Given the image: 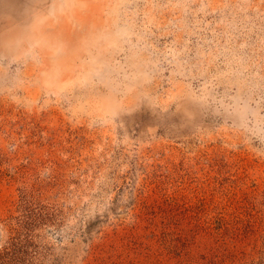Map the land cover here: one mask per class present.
<instances>
[{"label": "rangeland", "instance_id": "rangeland-1", "mask_svg": "<svg viewBox=\"0 0 264 264\" xmlns=\"http://www.w3.org/2000/svg\"><path fill=\"white\" fill-rule=\"evenodd\" d=\"M79 1L52 23L67 59L105 15ZM53 2L0 0V264H264V0H123L113 112L102 74L43 78L92 44L73 70L30 47Z\"/></svg>", "mask_w": 264, "mask_h": 264}, {"label": "bare ground", "instance_id": "bare-ground-1", "mask_svg": "<svg viewBox=\"0 0 264 264\" xmlns=\"http://www.w3.org/2000/svg\"><path fill=\"white\" fill-rule=\"evenodd\" d=\"M112 1H114V2H112ZM122 1L121 0H110L108 2L106 0L105 4L103 5L105 8L104 9L105 15H104V17L100 18V21H99L100 24L96 25L94 21H93V23L89 24L90 23L89 20L86 21L87 23L85 22V25L83 24L85 26V28L89 29V33L84 35L82 38L80 37L81 41H86V42L92 43V44H87L85 47H83V49L87 50L86 52L89 53L86 58H84L83 55L82 54L80 55V52H78V50L82 49L81 41H76V43H75L76 49H74V52L77 54L76 59H73L74 58L73 56H75V55L69 56L68 59L66 58V56L64 54L60 55V53H62V48H64V46H66L65 44L67 43V40L61 39L62 28L55 27L54 26L55 24H52L61 15L67 16L70 18H71V15H73V14L76 15L77 13L80 15L81 18H83L82 16L85 13H86L85 15H87L89 10L86 7V3L81 4V2L79 0H57L56 4L54 2L50 4L49 9H51V13H49V14H46L44 12L37 13L38 12L37 11L36 12L37 13L36 14L37 21L32 23L34 26H36L37 29L34 30V33L31 32L30 34L25 36L26 41L30 42V47H33V46H41L42 47L43 45H47L48 48L52 51V54L56 55V58L60 55L61 57H59L58 60L62 61L61 64H65V62H66L65 59H67L68 63L65 64V66L68 68V70H70V65H71L72 70L75 67L74 64H76V66L80 65L79 64V56L83 57V61L85 63H87V65H88L86 68V72H85V70L83 71V74H82V71L77 72L78 74L76 75V77L71 78L73 80H70L69 82H64V80L59 79V77H58L59 70H57L56 65L54 66V68H50V69L41 71L42 73H45L43 75V78L44 77L46 78L48 76L47 77L48 79L46 78L48 80V82H52V81H53V83L56 82L55 84L60 89H62L63 93L71 92V90L74 89L75 87H78L79 85H82L84 82H87L85 80L87 78H89V80H90L89 84H91L92 87L95 88V86L93 84L94 80L91 79L93 77L94 73L102 74V79L107 78V79H105V81L101 80V82L104 81V83H105L104 88H107L106 89L107 93L105 92V95H104V93L103 94L98 93L101 95V100H100L99 106L105 107L106 112H113V111H116L117 109H119L118 104H117L118 99L116 97L111 99V97H113V95L117 91H120V89H121V85L119 84V82L118 83L116 82V77H113V75L111 73L109 74V70H111L113 72V70L115 69L114 65H113V67H111L109 64H112L110 61L115 62L116 55H114L113 58L110 59L107 57L106 52L112 51L115 54L119 53V51H121L122 48L124 49V46L122 45L121 40H120V36L122 37V35L124 36V35L130 34V32H131L129 27L122 26V24L118 23V20H121L120 7L118 4H120ZM43 6H44L43 4H38V6L36 7V10H38L39 8H43ZM74 12H76V13H74ZM100 15H102V14H100ZM81 21H84V20L81 19ZM58 29H61V30H58ZM67 33H68V35L73 36L71 30H70V32L67 31ZM43 42H44V44H43ZM68 45H69V42H68ZM102 47L105 48L104 51H100L99 53H95V55H94V53H92L93 50H96V49L102 50ZM81 57H80V61H82ZM58 60L55 59L54 62H56ZM129 64H130V61L127 62V66ZM82 66H84V65H82ZM123 67L125 68V66H123ZM61 68H63V67H61ZM101 68H106V69H104L103 73L100 72ZM85 74H87V75L85 76ZM127 88H129V87L127 86ZM101 92H104V91H101ZM100 95H98V96H100ZM69 96H75V95H74V93H71L67 97H69ZM95 96H97V95H95ZM241 107H242V105L236 106L234 112L231 111L230 106L227 107V111L230 113V116L233 118V122L235 124H237V123L243 124L248 119V116L250 115L249 113H254V111L252 109H249L246 107L241 109Z\"/></svg>", "mask_w": 264, "mask_h": 264}]
</instances>
